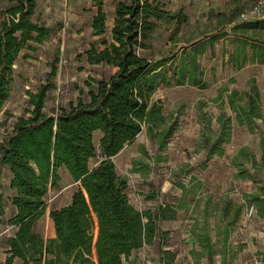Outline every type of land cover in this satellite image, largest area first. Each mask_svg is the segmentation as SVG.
Listing matches in <instances>:
<instances>
[{
  "label": "rangeland",
  "instance_id": "374dc122",
  "mask_svg": "<svg viewBox=\"0 0 264 264\" xmlns=\"http://www.w3.org/2000/svg\"><path fill=\"white\" fill-rule=\"evenodd\" d=\"M251 1L159 0L164 10L185 20L160 19L143 54L154 61L172 58L176 66L182 52L195 47L203 70L198 83H159L148 102L158 109L115 159L116 170L127 178L131 203L161 216L159 232L127 264H139L140 257L150 264H264V63L251 47L245 56L236 49L241 38L229 19L244 22L239 11ZM103 2L109 38L116 2ZM12 3L0 0V28ZM36 4L31 19L49 35L29 40L12 65L10 93L0 108V141L18 116L29 114L27 91L49 84L42 110L55 116L70 103L87 100L99 79L116 70L86 59L85 51L99 48L103 37L92 33L97 11L92 0ZM252 23L255 28L247 33L264 42V20ZM99 135L95 131L96 146ZM57 172L60 181L45 196L49 208L67 203L75 189L63 166ZM46 213L34 228L48 238L53 229ZM4 239L0 235V264Z\"/></svg>",
  "mask_w": 264,
  "mask_h": 264
},
{
  "label": "trees",
  "instance_id": "16d2710c",
  "mask_svg": "<svg viewBox=\"0 0 264 264\" xmlns=\"http://www.w3.org/2000/svg\"><path fill=\"white\" fill-rule=\"evenodd\" d=\"M11 1L0 28V108L8 99L12 65L22 47L29 40H42L50 31L31 19L37 0ZM92 2L97 7L92 33L103 37L99 48L91 45L85 51L86 59L116 70L99 79L96 89L88 91L87 100L70 103L55 116L42 110L49 84L36 92L27 91L29 114L18 116L0 141V165L8 167L9 187L14 190L10 197L14 211L7 218L14 231L5 240L8 255L3 264H12L15 257L19 264H127L159 232L161 216L131 203L127 178L116 170L113 157L132 142L150 113L158 109L148 107V102L159 83L171 84L173 79L198 83L196 60L183 59L174 66L172 58L154 61L143 54L152 45L160 19L181 22L185 15L168 13L159 0H115L107 38L104 2ZM252 22L236 24L234 29L255 26ZM253 47L258 61L264 63V42ZM166 63L168 69L163 68ZM96 156L91 165L90 159ZM59 166L66 167L76 182L75 189L69 203L50 208L55 235L44 238L34 224L46 209L48 190L57 187ZM5 206L0 193V215Z\"/></svg>",
  "mask_w": 264,
  "mask_h": 264
},
{
  "label": "crops",
  "instance_id": "0c3cea01",
  "mask_svg": "<svg viewBox=\"0 0 264 264\" xmlns=\"http://www.w3.org/2000/svg\"><path fill=\"white\" fill-rule=\"evenodd\" d=\"M247 5H245L243 8H245ZM242 8V9H243ZM229 18V17H228ZM230 19V22H232V26H231V29H233V31H234V34L235 35H237L239 38H241V40H240V45H238V46H236V49L238 50H243V52H244V56L247 54V49L249 48V47H251V49H252V55H253V57L255 58V59H257V57L254 55V47H253V44H262V42H256L255 40H253V39H255V38H251V36H249V34L247 33V30L248 29H251V28H255V26H251V27H248V28H236V29H234V26L236 25V24H239L240 23V21H237V22H234V20L233 19H231V18H229ZM241 23H247V22H241ZM242 41H245V43L244 42H242ZM234 55L233 54H229L228 55V57H227V59H229L230 61H233V57ZM197 57H198V51H196V48L194 47V48H192L190 51H183L182 52V54L180 55V57H179V64H180V62H181V60H185V61H187V62H189V60L190 59H194V60H196V62L198 63V69L197 70H203V68H201V66L199 65V62H198V60H197ZM257 61H258V59H257ZM259 62V61H258ZM178 64V65H179ZM200 74H202V72H200ZM141 132V131H140ZM139 132V133H140ZM138 133V134H139ZM137 134V135H138ZM136 135V136H137ZM135 136V137H136ZM99 137H100V135H99ZM98 137V138H99ZM134 137V138H135ZM128 144H126L121 150H119L118 152H117V154L113 157V160H114V162H115V159L117 158V156H118V154H120L121 152H122V150H124V148L127 146ZM94 163L95 162H93L91 165H94ZM63 168L67 171V169H66V167L65 166H63ZM68 172V171H67ZM68 174H69V176H70V178H71V183H70V185L72 186V185H75L76 184V182L73 180V178L71 177V175H70V173L68 172ZM9 181H10V173H9V170H8V167L6 166V165H0V193H3V196H4V199H5V204H6V206H5V210H4V213L2 214V215H0V219H1V222H0V225H1V228H0V235H2L5 239L4 240H6V238L7 237H9V236H12V233H13V231H14V227L13 226H11V225H9L8 223H7V218H8V216L9 215H11L12 214V212L14 211V206H13V204H11L10 203V197H11V194L13 193V189L12 188H10L9 187ZM60 181V177H59V180H58V182ZM58 185V184H57ZM50 189H51V187H50ZM49 189V190H50ZM7 190H9V191H7ZM48 190V191H49ZM72 194V193H71ZM70 198H71V195H70ZM70 198L68 199V201H67V203H69V201H70ZM67 203H65V204H67ZM59 206H61V205H58L57 207H59ZM56 207V208H57ZM49 211H50V208H49V206L47 205L46 206V209H45V212H47L46 214H47V218H49ZM160 219V218H159ZM158 219V220H159ZM51 220V219H50ZM50 227L53 229V224H52V221H50ZM52 235H51V237L52 236H54L55 235V233L53 232V230H52ZM45 238V237H44ZM6 248H7V244H6V242L4 241V250H5V252H4V259H5V257L8 255L7 254V250H6ZM19 260V258H17V257H15L14 259H13V261H15V260ZM13 263V262H12Z\"/></svg>",
  "mask_w": 264,
  "mask_h": 264
},
{
  "label": "built area",
  "instance_id": "2783aa9c",
  "mask_svg": "<svg viewBox=\"0 0 264 264\" xmlns=\"http://www.w3.org/2000/svg\"><path fill=\"white\" fill-rule=\"evenodd\" d=\"M239 17L246 22L264 19V0H252L249 5L239 11ZM139 264H150L144 257H140Z\"/></svg>",
  "mask_w": 264,
  "mask_h": 264
}]
</instances>
